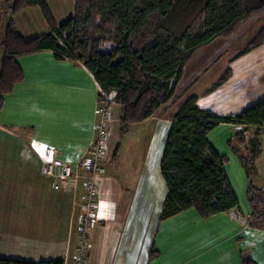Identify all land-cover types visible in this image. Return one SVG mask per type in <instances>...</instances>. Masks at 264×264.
I'll use <instances>...</instances> for the list:
<instances>
[{
  "label": "crops",
  "instance_id": "1",
  "mask_svg": "<svg viewBox=\"0 0 264 264\" xmlns=\"http://www.w3.org/2000/svg\"><path fill=\"white\" fill-rule=\"evenodd\" d=\"M48 4L57 24L75 14V0ZM13 20L25 39L50 31L40 6L22 9ZM7 22L0 15V59ZM196 55L192 60L198 64ZM16 60L25 78L5 95L0 114V256L27 261L63 258L65 264H76L87 212L83 163L97 136L100 88L82 63L57 60L51 50ZM229 66V78L215 84L224 67L218 69L185 99L196 95L200 108L227 116L264 98V44L234 57ZM181 103L166 104L150 118L132 124L127 135L130 145L125 147L122 108L114 101L109 105L98 203L87 228L86 264H243L244 258L264 264V226L253 220L247 193L250 179L229 146L236 132L233 124H220L208 139L229 157L225 169L239 207L208 218L191 208L160 220L168 194L161 161ZM130 130L142 132L140 138L131 139ZM257 130L251 128L247 139L258 137L261 142L262 152L255 160L258 174L252 181L264 189V124L258 136ZM251 132L253 136L248 135ZM146 135L145 145L139 140ZM118 144L121 152L115 160ZM239 149L250 153L249 144ZM49 161L78 166L80 175L55 184L45 171Z\"/></svg>",
  "mask_w": 264,
  "mask_h": 264
},
{
  "label": "trees",
  "instance_id": "2",
  "mask_svg": "<svg viewBox=\"0 0 264 264\" xmlns=\"http://www.w3.org/2000/svg\"><path fill=\"white\" fill-rule=\"evenodd\" d=\"M49 0H8L12 16L2 40L0 59V114L4 97L25 78L18 56L44 50L57 60H74L91 72L99 88V101H113L122 108L121 135L172 101L187 63L218 37H228L244 22L264 15V0H75V14L57 24ZM40 6L50 31L25 39L13 16L26 7ZM112 43L109 50L102 49ZM264 44V25L244 55ZM229 69L219 82L231 75ZM113 96V97H112ZM198 97H188L174 116L165 144L161 171L168 194L160 220L194 208L203 218L239 207V199L226 173L227 155L209 142V133L220 124L236 127L229 146L249 179L247 193L253 220L264 226V189L257 188L255 160L262 152L258 137L248 141L247 132L264 124V98L235 115H217L202 109ZM249 144L244 155L239 147ZM121 144L113 157L120 156ZM153 251L152 255H157ZM243 264H254L244 258ZM0 264H65L63 258L27 261L0 256Z\"/></svg>",
  "mask_w": 264,
  "mask_h": 264
},
{
  "label": "rangeland",
  "instance_id": "3",
  "mask_svg": "<svg viewBox=\"0 0 264 264\" xmlns=\"http://www.w3.org/2000/svg\"><path fill=\"white\" fill-rule=\"evenodd\" d=\"M7 4L8 0H2L0 9L2 13L0 12V15L2 21L4 20V18H6L9 22L12 14ZM263 25L264 15L253 17L252 19L242 23L230 36L218 37L214 39L210 44L202 48L196 55V59L200 60L198 64L195 63V60H192V58L189 61V64L185 66L184 76L179 84L177 94L175 98L168 104L172 106L177 104L179 101H182L183 103L186 100L185 98L187 93L194 92L195 89L200 90L202 88L203 83H205L206 80L208 81L212 78V76H214L216 70L222 69L224 67L223 73L217 78L216 82H214L215 84H217L221 80V78L227 73V71L231 69L229 66L230 61L250 44L254 36L262 28ZM112 46V43H105L102 49L109 50L112 48ZM130 133H132L131 139L137 140L142 134V132H138L136 134V131L132 132V130H130ZM127 135L128 132L126 133V137L124 138V147L130 145V140L128 141L129 138ZM248 135L253 136L252 132ZM143 138H145L143 141H139L142 142V144L146 145L148 136L146 135Z\"/></svg>",
  "mask_w": 264,
  "mask_h": 264
},
{
  "label": "built area",
  "instance_id": "4",
  "mask_svg": "<svg viewBox=\"0 0 264 264\" xmlns=\"http://www.w3.org/2000/svg\"><path fill=\"white\" fill-rule=\"evenodd\" d=\"M109 105L101 102L99 106V120L97 124V136L92 142L88 152V159L83 163L85 171V193L84 208L87 211L84 218L83 241L76 255V264H86L89 241L87 239V228L90 225L91 215L98 203V187L102 166L103 141L108 133ZM80 167L66 162L49 161L45 164V171L53 178V182L67 183L80 175Z\"/></svg>",
  "mask_w": 264,
  "mask_h": 264
}]
</instances>
